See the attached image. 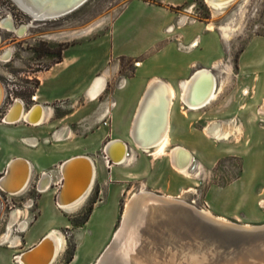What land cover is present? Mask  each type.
<instances>
[{"label": "rangeland", "instance_id": "1", "mask_svg": "<svg viewBox=\"0 0 264 264\" xmlns=\"http://www.w3.org/2000/svg\"><path fill=\"white\" fill-rule=\"evenodd\" d=\"M131 1L88 0L63 18L30 24L28 15L12 0H0V22L9 18L15 28L27 25L21 36L0 28V56L5 52L10 54L7 59L0 57V85L3 91L0 123L4 122V115L17 100L24 104L25 109L35 104L34 97L40 93V86L44 87L50 76L56 73H52L51 68L63 56L73 60L70 67L64 69L58 77L67 82L73 72L77 74L75 84H78L89 72L101 68L107 50L105 46L94 43V40L108 32L111 22ZM142 1L163 6L174 13H182L189 6V9L192 8L193 19L205 25L213 24L212 31L220 36L222 33L217 29L218 26L234 19L235 31L223 41L224 62L213 70L218 85H222V92L208 104L212 103L210 106L197 112L196 118H193L196 122L193 123L192 131L204 135L203 128L217 121L226 126H239L241 133L235 134L228 141L212 140L215 138L171 139L172 146L179 145L187 150L195 148L189 168L194 169L200 162L201 169H197L191 177L177 173L166 156L154 159L148 152L136 149L127 139L131 160L122 166L109 164L117 172L118 181L104 184L103 192L91 186L83 206L81 202L72 210L62 209L67 213L65 217L68 222L66 228L59 230L65 239V247L53 264H69L74 256H77L74 264H94L119 228L127 201L133 194L141 195L140 188L164 196L178 195L214 216L239 225H264V113H260V109L264 112V0H246L242 9L239 5L243 0H239L225 10L226 13L218 16L204 0H192L190 4L181 6L170 5L182 0ZM89 28L92 30L85 33ZM81 32L84 34L79 35ZM65 47L68 49L64 52ZM113 62L112 69L116 66L118 71L107 80L106 91L122 86L123 81L134 74L138 64V61L129 59ZM52 87L56 85L48 80L45 92H49ZM71 87V83L63 82L58 89ZM69 102H55L47 106L55 107V117L58 118L77 109V103L70 107ZM69 127L76 134L93 130L79 127L75 120L70 122ZM106 143L101 145L97 153H93L92 159L98 168L106 161ZM2 169L3 163L0 160V178L3 176ZM173 174L180 177V183H171L168 176ZM187 188L194 191L183 194ZM17 202L0 190V235L7 231L8 224L18 219L16 213L13 217V212L25 210L20 209ZM30 212L31 215L29 212L27 215L28 226L36 216V208L33 206ZM23 219L20 217L19 221ZM10 231L18 244L17 236L25 232H20L17 227Z\"/></svg>", "mask_w": 264, "mask_h": 264}, {"label": "crops", "instance_id": "2", "mask_svg": "<svg viewBox=\"0 0 264 264\" xmlns=\"http://www.w3.org/2000/svg\"><path fill=\"white\" fill-rule=\"evenodd\" d=\"M191 1L182 0L179 1L180 3H173L170 6L187 5ZM191 9L188 6L182 13H174L171 9L142 0L129 2L111 22L108 32L94 40V43L105 46L107 50V57L104 58L101 68L89 72L81 83L75 84L76 72L68 76L69 82L64 81V78H58L64 69L70 67L73 60L63 56L61 62L52 66L51 72L56 73L51 75L48 80L56 87L45 92L47 80L44 87L40 86L38 90L40 93L36 94L37 99L34 97V103L45 108L44 112L42 111L44 121L41 125L32 126L25 122L15 125L6 124L3 121L0 123V160L3 163L1 175L5 174L12 160H24L30 167L29 183L24 190L17 195L6 193L8 197L18 201L20 209L25 208L20 211L21 214L15 224L28 222V212L31 215V208L33 206L36 208V216L33 217L31 225L23 233L24 235L17 236L19 243L16 244L15 237L13 246L6 243L0 244V264H15L14 256L19 257V254L27 251L41 238L43 239L47 233L54 230L59 232L60 229L68 226L65 217L67 213L56 203V200L62 193L61 188H63L64 182L61 167L69 158L83 155L94 162L93 153H97L104 142L111 145L112 140H121L128 146L127 139L136 149L148 152L153 157L154 147H137L132 141L135 139L133 131L137 126L136 115L138 109L144 106L143 99L148 95L147 85L151 81L167 83L174 89L175 97L169 100L166 118V133L172 148H181L182 146H172L171 139H212L192 131L193 123L196 122L193 118H196L200 109L195 111L182 101L183 89L181 85L187 80H192L193 75L198 71L208 70L213 73L214 69L219 68L225 58L223 41L226 39L214 31L207 30L204 23L193 19ZM169 27H172L171 31L168 30ZM193 42H196L197 45L193 46ZM117 59L138 61V64L134 74L123 81L122 86L106 91L107 80L111 79L118 71V67L114 66L112 69L111 66ZM64 65L66 66L64 67ZM213 75L215 74L213 73ZM53 80L55 82H52ZM146 81L148 82L145 86ZM63 82L71 83L72 87L58 89L61 84L63 85ZM154 87L149 93L154 90ZM159 90L163 94V87H160ZM155 92L157 95L158 92ZM102 96V100H99ZM67 100L70 101V107H74L77 103V109L56 118L55 107L47 105ZM97 101L99 102L96 104ZM153 103L158 105L157 100H153ZM207 105L203 108L210 106ZM75 115L78 117L76 118ZM151 118L152 122L156 120L155 116H151ZM74 120L77 121L79 127L93 128V130L88 133L84 131V134L80 131V134H76L69 127L70 122ZM104 121L107 122L106 128L101 124ZM140 125L142 123H139L137 128L136 139H146L150 132L143 135L142 138ZM142 126L144 127V125ZM164 135L165 133L161 132L157 139H163ZM154 137L156 138V134L153 133L149 139H154ZM110 149L112 152L113 147ZM194 149H185L192 154V159H194L192 153ZM127 155L128 157L122 165L131 160L128 150ZM198 156L201 155L198 153ZM166 157L174 169L169 157ZM110 163L114 166H122L116 165L110 160L105 161L101 168L95 165V179L92 187L100 189L101 192H103L104 184L118 181V174L111 169ZM198 164L199 166L194 169L188 168L187 174H181L174 170L185 177H191L194 172L196 174L197 169H201V163L198 162ZM168 177L174 185L180 183V177L175 174ZM140 190L143 189L140 188ZM191 191L194 190L187 188L182 193L187 194ZM165 196L168 195L165 194ZM175 197L180 196L175 195ZM86 202L87 199L82 201L81 206ZM15 213L16 211L13 212V217ZM20 217L24 219L19 221ZM3 234L1 235L3 236ZM76 258L77 256H74L69 264H74Z\"/></svg>", "mask_w": 264, "mask_h": 264}, {"label": "bare ground", "instance_id": "3", "mask_svg": "<svg viewBox=\"0 0 264 264\" xmlns=\"http://www.w3.org/2000/svg\"><path fill=\"white\" fill-rule=\"evenodd\" d=\"M14 1L18 2L22 10L30 11L36 19L47 17L48 20H56L73 13L88 0ZM204 1L218 16L226 13L225 10L239 0ZM245 3L246 0H243L239 8L242 9ZM66 11L69 13L65 14ZM23 13L25 12L23 11ZM10 23L12 21L7 18L0 22V28L14 32L18 36L25 33L22 26L11 28ZM169 28L168 30L171 31L172 27ZM206 29L212 31L214 29L213 24L206 25ZM217 29L222 33L223 38L228 39L231 33L235 31L234 19H229L226 24L218 26ZM91 30L89 28L84 32L88 33ZM81 34L84 33L81 32L79 35ZM196 45L197 43L193 42V46ZM9 56V52H5L0 57L7 59ZM159 86L163 87V94H161ZM153 87L154 90L149 93ZM181 87L183 89L182 101L195 111L215 100L222 92V85H218L215 75L208 70L198 71L193 75L192 80L182 83ZM147 90L148 95L146 98L144 97L143 106L146 107L147 105V107L138 109L137 126L133 131L135 139L132 141L138 147H154L153 158L168 156L177 172L187 174L193 160L192 154L182 147L171 148L166 133V122L156 130L154 127L157 126L158 120L152 122V118L147 117V111L151 105L159 106L162 98L169 105V100L175 97L174 89L167 83L151 81L147 85ZM155 91L158 92L157 95H155ZM2 96L3 91L0 85V102ZM153 100H157L158 105L154 104ZM14 107L15 110H13ZM44 109L39 104H33L29 111L17 100L6 112L3 118L4 123L15 125L25 122L32 126H39L44 121ZM260 113H264L262 109H260ZM139 123L145 127L140 125L141 129L139 128L142 131V138L143 135L150 132L146 139H136ZM160 131L165 133L163 139H157ZM153 133L156 134V138L149 139ZM203 133L207 137L215 138L213 140L216 141H228L235 134H240L241 130L239 126H226L220 122L212 121L203 128ZM111 147H113L112 152ZM127 150L126 143L121 142V140H112L111 145L108 143L105 146L108 160H112L110 162L116 163V165L125 163L128 157ZM188 163L189 165L186 167ZM62 171L64 173V188L61 189L64 190L59 197L58 205L62 209L72 210L88 195L95 179V164L87 156H73L66 161ZM6 172V176L0 178V190L8 195L21 193L29 183L30 167L28 162L12 160ZM139 194L141 195L133 194L127 201L119 228L116 229L102 249L94 264H264V225L250 226L230 222L225 218L214 216L208 210L196 207L181 197L164 196L144 190L139 191ZM166 202L172 204L168 205ZM177 203L187 205L196 214L194 215L190 213L191 211L188 212L181 207L173 206ZM262 206L264 207V202H262ZM20 211L16 212L17 216L21 214ZM13 221L14 223L8 224L7 231L4 232L3 236L1 235L0 244L13 245V235L10 234V229L13 230V227L18 225L17 228L20 232H25L28 229V222L15 224L16 220ZM109 244L110 246H108ZM64 247V237L60 232L54 230L47 233L43 239L41 238L27 251L19 254L18 262L20 264H53Z\"/></svg>", "mask_w": 264, "mask_h": 264}, {"label": "water", "instance_id": "4", "mask_svg": "<svg viewBox=\"0 0 264 264\" xmlns=\"http://www.w3.org/2000/svg\"><path fill=\"white\" fill-rule=\"evenodd\" d=\"M13 2H14V4L15 5H17L18 6V8H22V7H20L19 5H18V2L16 1H14V0H12ZM46 9H48V8H46ZM22 10V9H21ZM25 12L27 15H28V17L30 18V24H33L34 22H45V21H47L48 19H47V17H42L41 19H36L32 14H31V12L30 11H26V10H22V12ZM69 13V11H66L65 12V14H68ZM10 27L11 28H13L14 27V25H13V23H10ZM20 27V26H19ZM18 27V28H19ZM22 27L24 28V30L26 31V28H27V25H22ZM144 101H145V99H143ZM141 102H143V101H141ZM143 104V103H142ZM140 105H141V103H140ZM167 105H168V103L166 102V100L164 99V98H162V100H161V102H160V104H159V106H153V105H151V107L148 109V113H147V117L149 118V117H151V116H155L156 117V120H158V124H157V126L156 127H154L156 130H158L160 127H162L164 124H165V122H166V112H167ZM4 117H5V115H4ZM3 117V118H4ZM107 145V144H106ZM105 145V146H106ZM104 152H105V147H104ZM105 155H106V157L108 156L107 155V153L105 152L104 153ZM110 161H112V160H110ZM65 164H66V162L64 163V165L63 166H65ZM62 166V167H63ZM62 167H61V170H62ZM7 171V170H6ZM5 171V174L1 177V178H4L5 176H6V172ZM62 173H63V171H62ZM63 179H64V173H63ZM63 188H64V182H63ZM63 190L64 189H62V193H63ZM62 193H61V195H62ZM60 195V196H61ZM58 201H59V197H58V199L56 200V203L58 204ZM166 204H168V205H171L172 203H170V202H166ZM173 206H175V207H177L178 206V208L179 207H181V208H183V209H186L188 212H190V213H192V214H196V212H194V210L193 209H191V208H189L187 205L185 206V205H182V204H180V203H177V204H174ZM198 215V214H197ZM110 244H111V242H110ZM110 244L108 245V246H110ZM107 246V247H108ZM106 250V249H105ZM105 250H104V252H105ZM103 254V253H102Z\"/></svg>", "mask_w": 264, "mask_h": 264}, {"label": "built area", "instance_id": "5", "mask_svg": "<svg viewBox=\"0 0 264 264\" xmlns=\"http://www.w3.org/2000/svg\"><path fill=\"white\" fill-rule=\"evenodd\" d=\"M21 103H22V102H21ZM22 105L24 106L23 103H22ZM103 125L107 126V122L104 121V122H103ZM104 147H105V146H104ZM105 160L108 162V158H107L106 156H105ZM17 257H18L17 255L13 257V262H14L15 264H20V263L18 262Z\"/></svg>", "mask_w": 264, "mask_h": 264}, {"label": "trees", "instance_id": "6", "mask_svg": "<svg viewBox=\"0 0 264 264\" xmlns=\"http://www.w3.org/2000/svg\"><path fill=\"white\" fill-rule=\"evenodd\" d=\"M67 48H68V47H65L64 50L67 49ZM120 60H124V59H120ZM59 62H61V61L59 60L57 63H59Z\"/></svg>", "mask_w": 264, "mask_h": 264}, {"label": "flooded vegetation", "instance_id": "7", "mask_svg": "<svg viewBox=\"0 0 264 264\" xmlns=\"http://www.w3.org/2000/svg\"><path fill=\"white\" fill-rule=\"evenodd\" d=\"M14 33V32H13ZM2 56V55H1Z\"/></svg>", "mask_w": 264, "mask_h": 264}]
</instances>
